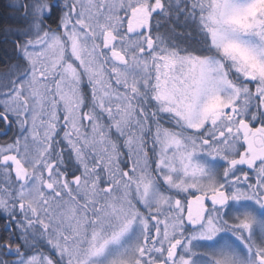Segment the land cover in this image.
I'll return each mask as SVG.
<instances>
[{
	"label": "snow or ice",
	"instance_id": "obj_1",
	"mask_svg": "<svg viewBox=\"0 0 264 264\" xmlns=\"http://www.w3.org/2000/svg\"><path fill=\"white\" fill-rule=\"evenodd\" d=\"M13 7L0 264H264V0Z\"/></svg>",
	"mask_w": 264,
	"mask_h": 264
},
{
	"label": "flooded vegetation",
	"instance_id": "obj_2",
	"mask_svg": "<svg viewBox=\"0 0 264 264\" xmlns=\"http://www.w3.org/2000/svg\"><path fill=\"white\" fill-rule=\"evenodd\" d=\"M15 1H19L20 2V4H22L23 3V0H6V3H8L7 4V8H8V22H7V29L9 28V26H11V27H13V28H15L13 25H18L17 24V22H18V20L17 19H19V18H21L19 15H15V17L14 16H11L10 15V13L12 12V11H16V9L13 7V3L15 2ZM14 9V10H13ZM13 23V24H12ZM4 38H6L7 39V43H6V46H8L9 48H10V52H9V54L6 56V58H7V61L8 62H10L11 60L9 59V57H13L14 55V42H15V39H16V36H15V34L14 33H9L8 31H6V33L4 34V36H2V38H1V40H0V42H1V44H4ZM11 63V62H10ZM3 65V64H2ZM9 65H7V67H8ZM5 70H7V68L5 67ZM3 72V71H2ZM0 73H1V71H0ZM10 136V133L8 134V136H0V143H4V141H5V139H7L8 137Z\"/></svg>",
	"mask_w": 264,
	"mask_h": 264
},
{
	"label": "trees",
	"instance_id": "obj_3",
	"mask_svg": "<svg viewBox=\"0 0 264 264\" xmlns=\"http://www.w3.org/2000/svg\"><path fill=\"white\" fill-rule=\"evenodd\" d=\"M6 0H0V40L2 36L7 31V22H8V8H7ZM7 39L4 38V44H1L0 42V71H5V67H7L6 64H3V62H7L6 56L10 52V48L6 46ZM3 64V65H2ZM2 222V220H0Z\"/></svg>",
	"mask_w": 264,
	"mask_h": 264
},
{
	"label": "rangeland",
	"instance_id": "obj_4",
	"mask_svg": "<svg viewBox=\"0 0 264 264\" xmlns=\"http://www.w3.org/2000/svg\"><path fill=\"white\" fill-rule=\"evenodd\" d=\"M16 4H20V2L19 1H15L12 5H16ZM14 10V9H13ZM10 15L11 16H14L15 17V15H19L20 17L22 16V12H17V11H12L11 13H10ZM18 20V22H17V24H20V23H22V21H21V18H19V19H17ZM13 24V23H12ZM14 27H15V25H13ZM14 56L13 57H9V59L11 60L10 62L11 63H14L15 62V59H16V53H15V51H14V54H13ZM7 69H8V67H6ZM5 71H7V70H5ZM5 71H3V72H5ZM3 72H1V73H3ZM12 135V133L10 132V136ZM8 139V138H7ZM7 139H5V141L7 140ZM4 141V142H5ZM5 235H7V233L5 232V230H4V221L2 220V222H0V237H3V236H5Z\"/></svg>",
	"mask_w": 264,
	"mask_h": 264
},
{
	"label": "bare ground",
	"instance_id": "obj_5",
	"mask_svg": "<svg viewBox=\"0 0 264 264\" xmlns=\"http://www.w3.org/2000/svg\"><path fill=\"white\" fill-rule=\"evenodd\" d=\"M3 64L9 65V64H10V62H8V61H7V62H3Z\"/></svg>",
	"mask_w": 264,
	"mask_h": 264
}]
</instances>
